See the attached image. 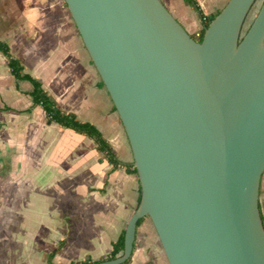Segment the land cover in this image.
Segmentation results:
<instances>
[{
  "label": "water",
  "instance_id": "1",
  "mask_svg": "<svg viewBox=\"0 0 264 264\" xmlns=\"http://www.w3.org/2000/svg\"><path fill=\"white\" fill-rule=\"evenodd\" d=\"M127 134L169 264H264V0H228L197 41L162 0H65Z\"/></svg>",
  "mask_w": 264,
  "mask_h": 264
},
{
  "label": "crops",
  "instance_id": "2",
  "mask_svg": "<svg viewBox=\"0 0 264 264\" xmlns=\"http://www.w3.org/2000/svg\"><path fill=\"white\" fill-rule=\"evenodd\" d=\"M162 2L188 31L198 34L201 23L194 8L185 0ZM198 2L206 14H216L228 0ZM66 4L65 0H0V40L7 42L14 56L23 59L25 72L40 79L63 110L95 124L118 158L133 162L122 121L113 109L114 103L106 86L100 84L101 76ZM31 88L29 81L17 80L12 75L8 59L0 51V101H3L0 112L4 116L18 115L26 120L23 132L35 133L33 144L37 164L52 166V173H47L48 179L65 180L69 185L76 181L80 184L77 189L69 187L54 194L66 198L61 202L66 205L67 213L62 218L65 222L57 229L68 231L50 251L54 252L52 259L55 256L77 260L105 258L139 202L138 174L129 173L124 167L113 170L92 138L49 122L40 105L32 106L28 93ZM28 119L34 123H27ZM52 195L36 193L33 197L43 203L39 211L45 213L37 215L35 226L30 224L29 216L26 217L34 239H40L44 223H52L54 228L53 221H58L44 209L53 203L47 198ZM259 202L264 219V172ZM79 236L85 237L82 246L74 242ZM128 264H169L150 218H145L136 230Z\"/></svg>",
  "mask_w": 264,
  "mask_h": 264
},
{
  "label": "rangeland",
  "instance_id": "3",
  "mask_svg": "<svg viewBox=\"0 0 264 264\" xmlns=\"http://www.w3.org/2000/svg\"><path fill=\"white\" fill-rule=\"evenodd\" d=\"M262 2L263 0H257L252 7L242 34L253 22ZM188 32L193 37L197 36L194 32ZM2 103L3 101H0V105ZM25 122L26 120L18 115L4 116V113L0 112V264H50L48 254L68 231L64 228L57 229L65 222L62 218L67 213L66 205L63 206L61 202L66 198L54 194L57 195L58 191L64 192L69 187L77 189L80 185L77 181L69 185L65 180L53 181L47 178V173H52V166L43 167L37 164L33 144L35 133L23 132ZM27 123L34 122L28 119ZM59 168L64 169L60 165ZM36 193L53 194L47 197L53 203L49 205L50 208L44 209L49 210L58 219L53 221L54 228L51 227L52 223L43 224L44 230L39 240L32 238V230L26 220L29 216L30 224L35 226L37 215L45 214L39 211V206L43 203L38 198H33ZM84 239L85 237L79 236L74 242L82 246ZM74 261L81 260L57 259L56 256L52 259L54 264H70Z\"/></svg>",
  "mask_w": 264,
  "mask_h": 264
},
{
  "label": "trees",
  "instance_id": "4",
  "mask_svg": "<svg viewBox=\"0 0 264 264\" xmlns=\"http://www.w3.org/2000/svg\"><path fill=\"white\" fill-rule=\"evenodd\" d=\"M185 2L198 12L201 28L196 36V40L200 42L203 39L206 27H208L209 23L218 13L206 14L201 8L198 0H185ZM0 51L7 57L8 65L12 75L17 80H27L31 83L32 88L28 93L32 98V106L40 105L43 108L49 122H56L65 128L72 129L77 133L85 134L90 138H92L96 142L98 150L104 154V156L107 158L109 163L112 165L113 170L119 167H124L127 172L138 174L134 162L121 161L114 152L111 144L105 138L104 134L99 130V128L95 124L89 121H82L81 119L78 118V116L75 113L67 112L63 110L58 105L55 98L51 94H49V92L44 88L41 80L33 76L32 74L25 72L23 59L21 57L14 56L11 53L10 47L7 44V42L0 40ZM100 84L101 86H105L103 80H101ZM113 109L114 111H117L115 105L113 106ZM140 199H141V186H140L139 202ZM147 217L149 216L142 217L138 220L137 228L142 224L144 219ZM124 232L125 229L121 232L118 239L113 243V248L107 257L98 260H93L92 258L88 257L81 261L71 262L70 264H89L104 259L115 258L116 256H118L123 252ZM53 256H54V252L48 254L50 260L52 259ZM130 259L131 256L128 260H126L124 263L121 264H128L130 262ZM50 264H54V263L51 261Z\"/></svg>",
  "mask_w": 264,
  "mask_h": 264
},
{
  "label": "flooded vegetation",
  "instance_id": "5",
  "mask_svg": "<svg viewBox=\"0 0 264 264\" xmlns=\"http://www.w3.org/2000/svg\"><path fill=\"white\" fill-rule=\"evenodd\" d=\"M196 39V37H194Z\"/></svg>",
  "mask_w": 264,
  "mask_h": 264
}]
</instances>
